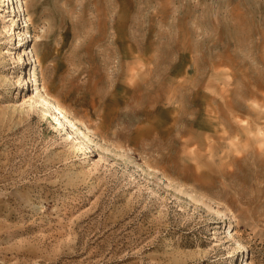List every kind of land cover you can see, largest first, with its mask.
<instances>
[{"label":"rangeland","instance_id":"374dc122","mask_svg":"<svg viewBox=\"0 0 264 264\" xmlns=\"http://www.w3.org/2000/svg\"><path fill=\"white\" fill-rule=\"evenodd\" d=\"M0 264H264V0H0Z\"/></svg>","mask_w":264,"mask_h":264},{"label":"bare ground","instance_id":"6f19581e","mask_svg":"<svg viewBox=\"0 0 264 264\" xmlns=\"http://www.w3.org/2000/svg\"><path fill=\"white\" fill-rule=\"evenodd\" d=\"M5 1H10V0H5ZM33 53V52H32ZM35 57V56H34ZM34 59V58H33ZM33 77H34V81L35 82H37V79L35 78L36 77V74H35V71L33 72ZM34 101V103L35 102H38L39 103V105H43L44 106V108L45 109H47L48 111H50V112H53L55 115H54V118H55V120L58 122V123H63V118L61 117V114L60 113H58V112H56L54 109H52V106L50 105V103H49V101H47V100H44V101H42V103L41 102H39V100L38 99H34L33 100ZM73 129L75 130V128L73 127ZM76 137H77V139H78V141L79 142H81V144L82 145H85L82 141H81V138H79V135L78 134H76Z\"/></svg>","mask_w":264,"mask_h":264}]
</instances>
